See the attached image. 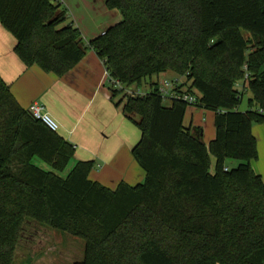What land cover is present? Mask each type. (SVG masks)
I'll list each match as a JSON object with an SVG mask.
<instances>
[{
    "label": "trees",
    "instance_id": "16d2710c",
    "mask_svg": "<svg viewBox=\"0 0 264 264\" xmlns=\"http://www.w3.org/2000/svg\"><path fill=\"white\" fill-rule=\"evenodd\" d=\"M106 5L122 19L88 41L60 0H0V22L27 66L58 76L95 51L113 102L140 128L131 152L144 180L115 189L92 180L95 161L74 160V143L35 119L0 76V264L14 263L28 221L82 239L73 264H264V181L252 167V127L264 123V0ZM165 72L187 74L196 103L164 104ZM146 84L144 94L127 92ZM190 106L215 112L208 144L201 126L184 123Z\"/></svg>",
    "mask_w": 264,
    "mask_h": 264
},
{
    "label": "crops",
    "instance_id": "0c3cea01",
    "mask_svg": "<svg viewBox=\"0 0 264 264\" xmlns=\"http://www.w3.org/2000/svg\"><path fill=\"white\" fill-rule=\"evenodd\" d=\"M60 1L67 8L68 21L81 30L97 29L106 23L108 28L122 19L117 10L110 11L106 7V0H86L76 7L72 0ZM16 44L14 35L0 22V76L10 86L19 104L28 109L35 101L42 103L58 121V133L74 143V160H94L95 166L89 177L115 189L121 181H125L117 173H124L126 169L127 161L121 159L128 157L126 150L132 143L131 120L124 115L122 105L116 106L113 102L103 61L93 49H89L77 65L63 76H58L44 71L37 64L27 66L16 54ZM169 74L173 72L161 73L159 80ZM247 95L248 99L252 97L251 92ZM202 110L200 107L191 108V117L188 123L185 118V125L200 126L197 122L193 123V114ZM203 112L205 115L213 112L215 118L214 111L205 109ZM252 132L258 151V158L252 161V167L264 181V123L253 124ZM143 177L145 175L139 179Z\"/></svg>",
    "mask_w": 264,
    "mask_h": 264
},
{
    "label": "rangeland",
    "instance_id": "374dc122",
    "mask_svg": "<svg viewBox=\"0 0 264 264\" xmlns=\"http://www.w3.org/2000/svg\"><path fill=\"white\" fill-rule=\"evenodd\" d=\"M86 2V0H72L73 6H79ZM65 3V2H64ZM71 3V2H70ZM63 4V3H62ZM66 4V3H65ZM107 7V5H106ZM110 9V8H108ZM117 9H110L114 11ZM118 11V10H117ZM119 12V11H118ZM120 13V12H119ZM108 23L104 27H97V29L90 30H81L84 41L94 38L96 34H99L102 29L107 28ZM98 30V31H96ZM97 32V33H95ZM84 33V34H83ZM246 38H250L248 32H243ZM101 34V33H100ZM96 37V36H95ZM250 52V51H249ZM172 75V76H171ZM166 77L169 79H175L179 84V87H183L184 83L187 80V74H169ZM156 78H154L155 80ZM149 85H142L140 90L144 93L148 90ZM239 89H243V86H238ZM245 91V90H244ZM248 92L244 93L241 104L239 105L240 110L245 111L248 108ZM119 97H117L118 99ZM164 104L170 105L171 101H164ZM198 107L202 108L201 112L193 114V123L197 122L203 129V140L208 144L209 140L215 136L216 127H215V118L214 113L209 112L210 114L205 115L203 111L205 108L201 106H190L187 109L186 113V122L188 123L191 117V108ZM190 108V109H189ZM133 118L140 120V116L133 115ZM131 129L130 134L132 136V143L127 147L126 155L121 161L126 160V169L124 173H117L120 176V179H124L126 183L141 182L144 180L139 179L140 176L145 175V172L141 169L138 162L134 158L131 149L132 146L140 138V128L139 126L131 120ZM35 162L41 164L45 169H51L46 163H43L40 159L36 158ZM233 163V162H232ZM72 167V166H71ZM214 167V162L212 170ZM126 177V179L124 178ZM128 181V182H127ZM135 183V184H137ZM134 185V184H131ZM14 254V263L13 264H73L75 261L83 258L84 255V241L76 236H73L67 232L57 231L49 226L34 222L28 221L24 225L23 232L21 233L20 240Z\"/></svg>",
    "mask_w": 264,
    "mask_h": 264
},
{
    "label": "built area",
    "instance_id": "2783aa9c",
    "mask_svg": "<svg viewBox=\"0 0 264 264\" xmlns=\"http://www.w3.org/2000/svg\"><path fill=\"white\" fill-rule=\"evenodd\" d=\"M106 75V80H108L107 71ZM116 85L120 86L118 82ZM179 85L182 84H179L175 79H169L168 77L161 78L158 81V92L160 93L164 101L168 100L172 102L174 100H182L191 104L196 103L197 96L187 91V85H184L183 87H179ZM127 92H130L132 94H143L141 90H137L136 92L127 90ZM28 111L35 119L41 120L52 130L58 131L60 127L58 121L51 116V114L46 110L45 106L42 103L37 101L33 102L29 105Z\"/></svg>",
    "mask_w": 264,
    "mask_h": 264
}]
</instances>
